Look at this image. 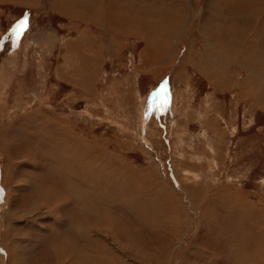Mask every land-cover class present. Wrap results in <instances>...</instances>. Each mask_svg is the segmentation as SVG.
<instances>
[{
	"label": "rangeland",
	"instance_id": "rangeland-1",
	"mask_svg": "<svg viewBox=\"0 0 264 264\" xmlns=\"http://www.w3.org/2000/svg\"><path fill=\"white\" fill-rule=\"evenodd\" d=\"M103 1L0 0V264H55L63 238L86 264H264V0H131L122 14L161 31L121 21L118 36L97 25ZM251 67L260 106L239 93ZM60 126L86 141L72 185L89 196L57 206L40 192L68 177Z\"/></svg>",
	"mask_w": 264,
	"mask_h": 264
},
{
	"label": "bare ground",
	"instance_id": "bare-ground-1",
	"mask_svg": "<svg viewBox=\"0 0 264 264\" xmlns=\"http://www.w3.org/2000/svg\"><path fill=\"white\" fill-rule=\"evenodd\" d=\"M167 1V0H166ZM173 1V0H172ZM177 1V0H176ZM211 1V0H210ZM100 3V2H99ZM132 3L133 2H131V0H126L125 1V4L123 5V6H121V8L119 7V5H118V3H117V0H107L106 1V3H104V1L101 3V4H98L99 5V7H97V8H99V9H95V10H97L96 11V14L98 15L99 14V12H102V13H100V15H99V17H97V19H99V18H101V19H99V20H101V22H102V24H97L98 26H100V28L102 27H104L107 31H111V33H113V35L112 36H118L117 35V33H119V32H123V31H121L120 30V27H118V25H117V23H119V22H121V21H127L128 22V25H130L131 27H132V30H135V33H136V29L137 30H139V31H141V30H146V29H156V30H159V31H161V28H160V26L162 25L161 24V22L162 21H164V20H162L161 18H159V19H155V22L153 23V25L154 24H156V23H158L159 24V22H160V20H162L161 22H160V26L158 25L157 26V24H156V26L154 25H150L149 24V22H147L146 21V19H145V21L144 20H138V19H135L134 17H131L130 15L128 16V15H123L122 13H124V12H126L127 11V13L128 14H130L128 11L130 10V8H131V6H132ZM136 3H137V1H136ZM140 4H141V2H139ZM153 3V2H152ZM166 3V2H165ZM169 3V2H168ZM139 4V5H140ZM93 5V4H92ZM91 5V6H92ZM103 5H104V7H103ZM142 5V4H141ZM151 5H153L154 6V4H151ZM166 5V4H165ZM169 5H171L170 7L173 9V12H175V11H177V10H181V11H184V9H183V6H179V3H177V2H173L172 4H169ZM189 5L191 6V7H193V5L192 4H190L189 3ZM116 8V11L114 10V7ZM175 6V7H174ZM144 7H145V4H144ZM166 7V6H165ZM92 8V7H91ZM169 8V7H168ZM174 8H176V9H174ZM92 9H94V7L92 8ZM118 9V10H117ZM163 9H165V8H163ZM67 10H71V13L73 12V8H72V6L71 7H67ZM142 10V9H141ZM154 10V9H153ZM159 10H162V9H159ZM261 10V9H260ZM94 11V10H93ZM135 12V11H134ZM142 12H144V11H142ZM142 12H141V15H142ZM169 12H171V10L169 11ZM178 12V11H177ZM155 13V12H154ZM176 13V12H175ZM185 13V12H184ZM201 13V12H200ZM161 14V13H160ZM172 14V13H171ZM132 15V14H131ZM158 15V14H157ZM178 15V14H177ZM257 15H259V14H257ZM113 16V17H112ZM151 16V15H150ZM260 16H261V14H260ZM260 16H257V17H260ZM73 17H75V16H73ZM91 17V16H90ZM153 17H155V18H158L159 16H153ZM214 17H216V18H218V16H216V14H215V16H213V18ZM234 18H235V16H234ZM238 18V17H237ZM237 18H235L236 20H237ZM240 18V17H239ZM239 18H238V20H239ZM246 18V17H245ZM249 18V17H248ZM251 18V17H250ZM256 18V17H255ZM264 18V17H263ZM95 19V18H94ZM113 19V21L111 22V20ZM122 19V20H121ZM226 19V18H225ZM224 19V20H225ZM230 19V18H229ZM247 19V18H246ZM245 19V20H246ZM252 19V18H251ZM259 19V18H258ZM96 20V19H95ZM227 20V19H226ZM233 20V19H232ZM235 20V21H236ZM240 20H242V18L240 19ZM250 20V19H249ZM248 20V21H249ZM261 20V19H260ZM92 21V20H91ZM151 21V20H150ZM177 21H178V19H177ZM247 21V22H248ZM255 21H256V19H255ZM105 24H104V23ZM117 22V23H116ZM123 22V23H124ZM152 22V21H151ZM237 22V21H236ZM235 22V23H236ZM251 22V21H250ZM259 22V21H258ZM262 22V21H261ZM115 23V24H114ZM186 23V22H185ZM225 23H226V21H225ZM225 23H222V25L223 24H225ZM227 23H229V21L227 22ZM227 23H226V25H227ZM245 23H246V21H245ZM260 23V22H259ZM166 24V23H165ZM216 25H213V26H216V30H217V32H219L222 28H224V27H226V26H224V27H221V25H219V24H217V23H215ZM238 24H240V23H238ZM243 24H244V22H243ZM247 24V23H246ZM89 25V24H88ZM170 25V23H168V26ZM190 25V24H189ZM235 25H237V24H235ZM241 25H242V22H241ZM97 26V27H98ZM213 26H212V28H213ZM227 26H229V30L230 31H236L235 29H237L236 27H238V26H235L234 28H233V24L232 25H227ZM247 26L248 25H246V27L245 28H247ZM118 27V28H117ZM122 27V26H121ZM201 27V26H200ZM243 27V26H242ZM249 28L251 27V26H248ZM101 28V29H102ZM129 28V27H128ZM241 27H238V30L240 29ZM244 28V27H243ZM244 28V29H245ZM255 28V27H254ZM166 29V28H165ZM186 29H188V28H185L184 30H186ZM225 29V28H224ZM252 29V28H251ZM129 30V29H128ZM200 30L201 31H203V32H205L206 30H209V28L208 27H206V26H204V27H201L200 28ZM250 30V29H249ZM162 31H164L165 32V30H162ZM173 31V30H172ZM224 31V30H223ZM226 31V30H225ZM230 31H228L227 32V34L228 33H230V34H232L233 32H230ZM246 31H247V29H246ZM253 31V30H252ZM251 31V32H252ZM127 32V31H126ZM133 32V31H132ZM221 32V31H220ZM254 32V31H253ZM252 32V33H253ZM260 32V31H259ZM207 33H209V32H207ZM222 33V32H221ZM224 33V32H223ZM238 33V32H237ZM240 33H241V31H240ZM123 33H121V35H122ZM170 34H171V32H170ZM227 34H226V37H227ZM229 34V35H230ZM239 34V33H238ZM245 34V33H244ZM249 34V33H248ZM136 35V34H135ZM161 35V34H160ZM168 35V34H167ZM235 34H233V35H231L232 36V39H233V36H234ZM241 35V34H240ZM163 36V35H162ZM213 36V35H212ZM251 36V35H250ZM225 37V36H224ZM258 35L256 34L255 35V37L253 38V39H251V41L250 42H254V41H258L259 39H258ZM145 38V37H144ZM228 38V37H227ZM214 39V38H213ZM234 39H235V36H234ZM237 39H240V38H237ZM246 39V38H245ZM228 40V39H227ZM241 40V39H240ZM146 41V40H145ZM211 41V40H210ZM215 41V40H214ZM216 41H218V40H216ZM225 41V40H224ZM229 41V40H228ZM220 42H222V41H220ZM234 42V41H233ZM232 42V43H233ZM217 43H219V41L217 42ZM225 43H226V41H225ZM243 43H245V40H244V42ZM221 44V43H220ZM234 44V43H233ZM236 44V43H235ZM248 44L250 45V43L248 42ZM226 45V44H225ZM225 45H224V47H225ZM241 45H242V43H241ZM249 45H244V49H245V51H247L246 49H250V48H252V44L249 46ZM228 47V46H227ZM241 47V46H240ZM116 48V47H115ZM223 48V47H222ZM261 48V47H260ZM231 49V48H230ZM232 49H233V47H232ZM231 49V50H232ZM258 50H260V49H258ZM233 51V50H232ZM250 51V50H249ZM241 52H243V50L241 51ZM240 52V53H241ZM239 53V54H240ZM244 53V52H243ZM252 54H255L254 52L252 53ZM241 55V54H240ZM248 55V54H247ZM247 55H245V56H242V58L243 59H246V58H249V56L248 57H246ZM237 56V55H236ZM253 56V55H252ZM237 57H239V56H237ZM243 59H242V61H243ZM252 59H254L255 61L256 60H260L261 59V57H259L258 55H256L255 57H253ZM246 60H248V59H246ZM246 60H244V61H246ZM244 61H243V63H244ZM250 61V60H249ZM249 61H246L244 64H242L241 65V67H245L246 69H250L248 66H247V62H249ZM242 63V62H241ZM240 63V64H241ZM253 64V63H252ZM232 65V64H231ZM253 67V66H252ZM251 67V68H252ZM257 68H261V67H255L254 69H253V72H252V75L251 76H248V77H246V78H244L243 79V82L241 83V85L239 86L240 87V89H241V91L239 92L241 95H245V93H247V92H249V90L251 91V92H255V94L253 95V97L255 98V100H256V104L257 105H259L260 106V104H258V101L260 100V95L258 94V91H260V72H259V70L257 69ZM222 75H223V73H222ZM227 78V77H226ZM232 78V77H231ZM253 78H255V79H257L258 81H255ZM230 79V78H229ZM227 80V79H226ZM219 82V81H218ZM218 82H214V83H212L214 86H216V85H222V86H228V87H233V82L231 81V79H230V81H226L225 82V80H224V82H222V81H220L221 83H218ZM236 82H237V80H236ZM238 85V84H237ZM253 85H254V87H257L258 86V88H254L253 87ZM238 87V88H239ZM225 88V87H224ZM234 88V87H233ZM227 89V88H226ZM228 91V90H227ZM248 94H246V96H247ZM238 96H240V95H238ZM242 97V96H241ZM245 97V96H244ZM240 98V97H239ZM249 98H250V96H249ZM246 99V98H245ZM242 100H244V99H242ZM246 101V100H245ZM255 104V105H256ZM254 105V106H255ZM256 107V106H255ZM59 124V123H58ZM60 128H62L61 129V131H60V134H59V136H61V137H58V139H55L54 140V143H53V146L55 147V149H59L60 147V149H62L63 150V152H62V150H60V154H59V156H60V159H59V163H58V167L57 168H59V172L60 173H62V174H64V175H68V177L66 178V179H64V180H60V182L62 183V185H63V189L62 190H55V189H51L50 187L48 188H46V190H44L45 188H43L42 189V191H41V188H40V190L39 191H41L40 192V197H48L50 200H53L55 203H56V205L58 206L59 205V202L61 201V200H64L63 202L64 203H66V202H70V200L72 201V198H75L76 196L77 197H79V195L80 196H82V197H85L86 195L85 194H88V196H89V192H88V190H84L83 188V186L82 187H80V186H75L76 187V189H75V187L73 188V186L74 185H72V182H73V179H77V180H87V177H84V172H82V168H81V166H80V164L82 163V162H84V160L82 159V158H80L81 160H79V168L78 167H76L74 164V156H75V151H77V152H79V157H81L82 155H84V152H85V149H87V145L85 144L86 143V141L84 140V139H80L79 137H77L76 135H75V133L73 132V130L72 129H68V127L67 128H65L64 126H60ZM66 130H69L68 132L66 131ZM75 135V136H74ZM75 137L77 138V143L76 144H73V145H75V150L73 149V146L72 147H70L69 146V143L71 142V143H73V142H76V140H74L75 139ZM66 145V146H65ZM81 155V156H80ZM58 156V157H59ZM76 157V156H75ZM83 158H85L84 156H83ZM56 161H57V159H56ZM82 161V162H81ZM106 161V160H105ZM60 162H62V163H60ZM86 162V161H85ZM93 162V161H92ZM89 165H87V167H88ZM52 168V167H51ZM57 171V170H56ZM58 172V171H57ZM177 172V171H176ZM79 175L81 176V177H79ZM62 176V175H61ZM123 176H125V175H123ZM64 177V176H63ZM126 177V176H125ZM62 178V177H61ZM121 178H122V176H121ZM45 180H47V179H45ZM166 179L164 178V182L166 183V181H165ZM54 181H55V179H54ZM76 181V180H75ZM49 182H51V181H49ZM168 182V181H167ZM169 184V183H168ZM72 185V186H71ZM76 185V184H75ZM33 186H35V185H33ZM51 186V185H50ZM34 188V187H33ZM87 188V187H86ZM89 188V187H88ZM170 188V187H169ZM186 189L187 188H185V191H186ZM95 190V189H94ZM98 190V189H97ZM117 190L118 191H121V192H119L118 194H122L123 193V189L121 190V188H117ZM129 190V189H128ZM170 190V189H169ZM60 191V192H59ZM100 191H102V190H100ZM171 191V193L173 194V195H175L173 192V190H170ZM62 192V193H61ZM126 192H127V190H126ZM103 192H97V194L99 195H97L96 197L98 198V197H101L103 194H102ZM91 194V198L92 197H94V195H93V193L91 192L90 193ZM125 195H126V193H125ZM132 195V194H131ZM172 195V196H173ZM122 196V195H121ZM238 196H240L239 194L238 195H235V197H234V199L236 200V198L238 197ZM124 197V196H123ZM96 198V199H97ZM78 199V198H77ZM100 199V198H99ZM77 202H79L78 200H76ZM127 201V200H126ZM114 202V201H113ZM246 202V201H245ZM92 203V202H91ZM101 203V202H100ZM183 203V202H182ZM242 203V202H241ZM80 204V203H79ZM102 204V203H101ZM112 204V203H111ZM115 204H117V203H115ZM41 205H42V203H41ZM55 205V206H56ZM87 205V204H86ZM95 205V204H94ZM246 205H249L248 206V208H250V204L249 203H247L246 202ZM51 206H53V205H51ZM96 206V205H95ZM95 206H94V208H95ZM101 207V206H100ZM178 207V206H177ZM93 208V207H92ZM247 208V209H248ZM79 209V208H78ZM250 210V209H249ZM251 212V211H250ZM54 213H57L56 215H58L60 212L59 211H57L56 210V212H54ZM240 213H242V211L241 212H239V214ZM247 213V212H246ZM104 215V214H103ZM108 215V214H107ZM110 215H112V214H110ZM253 215V214H252ZM86 216H88V214L86 215ZM174 216V215H173ZM55 218V217H54ZM115 217H113V219H114ZM144 218V217H143ZM60 219V218H59ZM109 219V218H108ZM110 219H111V216H110ZM140 219H142V218H140ZM146 218H144V220H145ZM75 220V219H74ZM117 220V219H116ZM119 220V219H118ZM243 220V219H242ZM115 221V220H114ZM142 221H143V219H142ZM119 222V221H118ZM71 223V222H70ZM74 223H77V222H73L72 223V225L74 224ZM86 224H87V222H85ZM109 223H111V221L109 222ZM113 224V223H112ZM85 225V224H84ZM68 226H69V224H68ZM76 228V231H80V229H82L83 227H78V223L77 224H75L74 225ZM65 227V226H64ZM7 230V229H6ZM246 231V230H245ZM66 232H67V230H66ZM82 235L84 236V239L86 238V240L88 241V243L87 244H90L89 246H86V245H84L83 244V246H85V247H89V248H92V250H94L96 253L98 252V251H96L95 250V248L97 247V244L95 243V241H93V238L94 237H92V236H90L88 233H91V232H88L87 230L85 231V229L84 230H82ZM64 233H65V231H64ZM73 234V233H72ZM66 236V235H65ZM80 237V236H79ZM99 238V237H98ZM79 239V238H78ZM90 239H92V241L90 240ZM72 240V239H71ZM63 241V242H62ZM61 241V246H60V244H56L55 245V249L53 250V256H54V261H56V263L55 264H86V263H84V259H83V254L81 253V252H78L77 251V248L75 247L76 245L73 243V246H71V247H68V246H70V244L69 243H67V239H65V238H63V240ZM79 241H81L80 239H79ZM79 241H77V243L79 242ZM83 241V240H82ZM85 241V240H84ZM100 241H102L101 240V237H100ZM73 242H74V240H73ZM94 242V243H93ZM103 242V241H102ZM81 243V242H80ZM85 243V242H84ZM93 243V244H92ZM101 243V242H100ZM103 243H105V242H103ZM102 243V244H103ZM72 245V244H71ZM79 245V244H78ZM82 245V244H81ZM102 246V245H101ZM63 247V248H62ZM79 247V246H78ZM80 249H81V247H79ZM99 248V247H98ZM241 248V247H240ZM258 249V248H257ZM64 250V251H63ZM200 250V249H199ZM62 251H63V253H62ZM101 251V250H100ZM244 251V250H243ZM65 252V253H64ZM63 256V258H64V260H61V257L60 256ZM235 255V254H234ZM206 256V255H205ZM213 256V255H212ZM90 257V256H89ZM94 257V256H93ZM239 257V256H238ZM241 257V256H240ZM250 257H252V256H250ZM84 258H87L88 259V257L85 255V257ZM246 258V257H245ZM84 261H83V260ZM86 259V260H87ZM91 259V258H90ZM94 259V258H93ZM208 259V258H207ZM247 259V258H246ZM249 259V258H248ZM253 259V258H252ZM255 259V258H254ZM89 260V259H88ZM87 260V261H88ZM96 260V259H95ZM210 260V259H209ZM86 261V262H87ZM102 261V262H101ZM237 260H235V262H236ZM257 261V260H256ZM98 262V263H97ZM97 262H95V264H99V262L100 263H103L104 264V261L102 260V259H98L97 260ZM240 262V261H239ZM241 263V262H240ZM90 264V263H89ZM237 264V263H236ZM261 264V263H260Z\"/></svg>",
	"mask_w": 264,
	"mask_h": 264
},
{
	"label": "snow or ice",
	"instance_id": "snow-or-ice-1",
	"mask_svg": "<svg viewBox=\"0 0 264 264\" xmlns=\"http://www.w3.org/2000/svg\"><path fill=\"white\" fill-rule=\"evenodd\" d=\"M27 17H25L24 19L20 20L15 27L13 28V32L16 36H19L21 34V32L27 27Z\"/></svg>",
	"mask_w": 264,
	"mask_h": 264
},
{
	"label": "trees",
	"instance_id": "trees-1",
	"mask_svg": "<svg viewBox=\"0 0 264 264\" xmlns=\"http://www.w3.org/2000/svg\"><path fill=\"white\" fill-rule=\"evenodd\" d=\"M25 13H27V11H25ZM25 17H23V19H24Z\"/></svg>",
	"mask_w": 264,
	"mask_h": 264
},
{
	"label": "crops",
	"instance_id": "crops-1",
	"mask_svg": "<svg viewBox=\"0 0 264 264\" xmlns=\"http://www.w3.org/2000/svg\"><path fill=\"white\" fill-rule=\"evenodd\" d=\"M200 19H201V17H200Z\"/></svg>",
	"mask_w": 264,
	"mask_h": 264
}]
</instances>
